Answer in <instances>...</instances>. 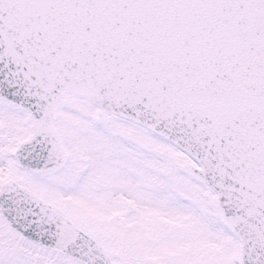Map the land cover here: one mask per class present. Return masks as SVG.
I'll return each instance as SVG.
<instances>
[{"label":"snow or ice","instance_id":"snow-or-ice-1","mask_svg":"<svg viewBox=\"0 0 264 264\" xmlns=\"http://www.w3.org/2000/svg\"><path fill=\"white\" fill-rule=\"evenodd\" d=\"M0 264H264V0H0Z\"/></svg>","mask_w":264,"mask_h":264}]
</instances>
